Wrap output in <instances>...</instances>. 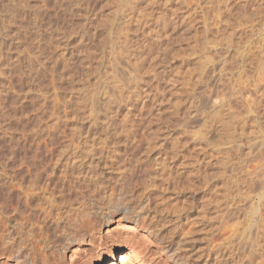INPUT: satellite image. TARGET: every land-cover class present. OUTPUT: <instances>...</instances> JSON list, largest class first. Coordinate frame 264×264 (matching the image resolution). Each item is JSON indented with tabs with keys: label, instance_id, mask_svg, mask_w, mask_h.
<instances>
[{
	"label": "rangeland",
	"instance_id": "obj_1",
	"mask_svg": "<svg viewBox=\"0 0 264 264\" xmlns=\"http://www.w3.org/2000/svg\"><path fill=\"white\" fill-rule=\"evenodd\" d=\"M64 145L136 195L154 174L145 264H264V0H0V169L26 149L48 173ZM117 204L85 220L93 264L131 249Z\"/></svg>",
	"mask_w": 264,
	"mask_h": 264
},
{
	"label": "bare ground",
	"instance_id": "obj_2",
	"mask_svg": "<svg viewBox=\"0 0 264 264\" xmlns=\"http://www.w3.org/2000/svg\"><path fill=\"white\" fill-rule=\"evenodd\" d=\"M118 72L119 70L116 73ZM65 112L67 111L65 110ZM228 123L226 122L227 125L225 126L229 131H225L229 133L232 129L230 130L231 125ZM123 128L121 129V133L123 132ZM126 129L128 127L124 129L123 133L128 131ZM127 138H129V135ZM32 143L36 145V148L37 146L38 148H42L45 144H48L47 140L39 135L33 138ZM72 143L69 142V148H71ZM68 146L64 145L62 149L57 150V162L48 173L43 172V169L41 170L37 163L35 165L36 157H38L35 154L36 152L28 155V150L25 149L19 157L20 164L16 163L15 167L14 163L18 159L16 158L17 156L12 153L13 156L7 157L9 164H5L0 169V252H6L9 255L15 253L18 256L17 258H23L27 264H37L41 255L45 256L46 252L50 249L54 248L55 250L59 247L60 251H64L67 248H73V253L70 255L68 261L69 264H93L90 252L80 251L78 253L81 243L90 240L91 233L87 234L85 230V220H88V214L93 211H99L103 214V211L105 212L104 209L106 207L108 209L109 204L113 203L116 205L117 203L114 200L117 197L120 200L119 204L121 202L124 205L123 207L127 209L124 214H120L122 216L118 219V226L121 227L122 234L129 237L131 241L129 246L131 249L118 254L120 255V261H122V264H128L132 260L140 259V254L138 255L134 248L137 247V244L142 247L146 242L151 241L148 236L149 232L147 234L144 232L140 234L138 226H140L139 223L149 210L147 188L154 185V174L152 172L145 174L143 182L139 183L142 185V188L139 187L142 190L136 195L129 188L130 183L127 184L129 173L126 167L116 168L115 176L112 180H109L112 178L109 173L104 174L101 171H96L91 164L87 165L77 155L76 157L73 155V157H70L67 152ZM156 171L158 172L159 170ZM160 175H162V172ZM105 176L108 178L106 177L107 179L103 180ZM163 177L165 176L163 175ZM85 189H89L90 192L86 194ZM261 194H259V197ZM120 209L119 207L117 208L118 211ZM74 256L78 257L74 259ZM107 258L110 260L107 262L109 264V262L115 259V251L113 250L108 253ZM62 261L60 263L58 261L57 264H67L66 261V263L64 261L61 263ZM144 261L146 260L140 259L139 264H145Z\"/></svg>",
	"mask_w": 264,
	"mask_h": 264
}]
</instances>
